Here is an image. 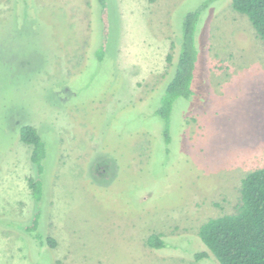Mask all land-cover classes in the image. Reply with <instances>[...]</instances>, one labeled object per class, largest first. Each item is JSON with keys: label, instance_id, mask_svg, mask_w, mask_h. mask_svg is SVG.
Listing matches in <instances>:
<instances>
[{"label": "rangeland", "instance_id": "obj_1", "mask_svg": "<svg viewBox=\"0 0 264 264\" xmlns=\"http://www.w3.org/2000/svg\"><path fill=\"white\" fill-rule=\"evenodd\" d=\"M206 1L0 0V218L38 210L56 243L5 220L0 264H219L199 230L236 213L242 180L264 168V41L232 0ZM193 11L194 95L167 143L155 112ZM21 125L46 145L40 203Z\"/></svg>", "mask_w": 264, "mask_h": 264}, {"label": "trees", "instance_id": "obj_2", "mask_svg": "<svg viewBox=\"0 0 264 264\" xmlns=\"http://www.w3.org/2000/svg\"><path fill=\"white\" fill-rule=\"evenodd\" d=\"M217 0H207L203 9ZM106 10L107 0H99ZM232 8L247 16L257 37L264 41V0H232ZM201 12H188L181 25V43L175 71L167 82L163 92L161 106L155 114L164 122V141L171 142V126L175 104L180 99H189L194 95L193 82L197 69L198 51L196 32ZM108 29V14L102 17ZM171 61V57H169ZM21 142L29 147V159L35 166L37 177L28 178V187L36 203L42 197V175L45 171L46 145L38 130L31 125L19 127ZM241 201L236 213L212 218L199 230L200 241L206 246L219 264H264V168L249 173L241 184ZM19 224L21 236L36 241L40 246H56L55 241L43 238L39 230L46 221L40 211L33 212L28 218L1 217L3 221ZM34 241V242H35ZM35 242V243H36ZM153 249H163L166 243L161 235L154 234L148 240ZM207 252L196 258L208 257Z\"/></svg>", "mask_w": 264, "mask_h": 264}]
</instances>
